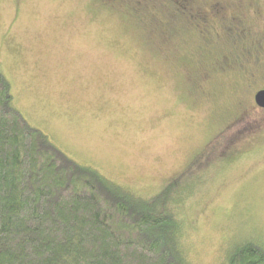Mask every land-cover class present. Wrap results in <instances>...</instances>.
Returning a JSON list of instances; mask_svg holds the SVG:
<instances>
[{"label":"rangeland","instance_id":"obj_1","mask_svg":"<svg viewBox=\"0 0 264 264\" xmlns=\"http://www.w3.org/2000/svg\"><path fill=\"white\" fill-rule=\"evenodd\" d=\"M0 71L28 123L110 181L149 197L186 172L187 264L264 248V0H0Z\"/></svg>","mask_w":264,"mask_h":264},{"label":"trees","instance_id":"obj_2","mask_svg":"<svg viewBox=\"0 0 264 264\" xmlns=\"http://www.w3.org/2000/svg\"><path fill=\"white\" fill-rule=\"evenodd\" d=\"M12 102L0 71V264H187L172 197L186 172L137 195L68 157ZM225 264H264V248L242 241Z\"/></svg>","mask_w":264,"mask_h":264},{"label":"flooded vegetation","instance_id":"obj_3","mask_svg":"<svg viewBox=\"0 0 264 264\" xmlns=\"http://www.w3.org/2000/svg\"><path fill=\"white\" fill-rule=\"evenodd\" d=\"M211 6L212 7H214V9L213 10H215V11H211V14L213 15V16H215V18H217V15H219V16H221V17H225V16H227L228 14L227 13H225L223 10H224V8L223 7H221L219 4H218V2H214V3H212L211 4ZM197 14V13H196ZM198 15H200V14H198ZM201 16V15H200ZM201 18H203L196 26H198V27H200L199 28V32L200 33H202V34H207V28L205 27L206 25L204 24L205 23V21H204V17L203 16H201ZM221 20H223V19H221ZM226 30V29H225ZM237 30V29H236Z\"/></svg>","mask_w":264,"mask_h":264},{"label":"water","instance_id":"obj_4","mask_svg":"<svg viewBox=\"0 0 264 264\" xmlns=\"http://www.w3.org/2000/svg\"><path fill=\"white\" fill-rule=\"evenodd\" d=\"M254 103L255 105L260 108V109H264V89L258 90L255 94H254Z\"/></svg>","mask_w":264,"mask_h":264}]
</instances>
